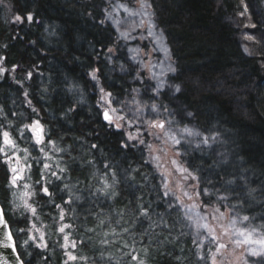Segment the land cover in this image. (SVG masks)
I'll return each mask as SVG.
<instances>
[{
    "label": "trees",
    "instance_id": "16d2710c",
    "mask_svg": "<svg viewBox=\"0 0 264 264\" xmlns=\"http://www.w3.org/2000/svg\"><path fill=\"white\" fill-rule=\"evenodd\" d=\"M245 4L248 12H244ZM28 13L33 14L31 24ZM17 14L25 18L24 24L14 22ZM149 24L162 40L154 42ZM248 34L252 39L244 42ZM161 45L169 49L167 54ZM109 47L112 53L107 52ZM129 48L137 51L130 53ZM0 58L4 69L0 147L2 132L8 131L19 149H6L8 155L32 164L15 190L9 183L8 165L3 163L5 156L0 154V205L23 264H216L232 250L242 251L245 264H264L249 255L250 249L261 246L238 244L235 234L243 229L253 240L264 239V0H0ZM161 61L178 69L164 77L180 85L177 99L169 100L167 87L159 98L152 96L156 84L152 76L160 73ZM93 68L100 69V85L118 98L113 107L122 111L113 121L121 124L119 130L95 116L102 109L97 107L99 89L88 76ZM137 71L143 83L133 79ZM153 102L163 118L171 121L164 130L143 122L146 117L159 118L151 112ZM187 111L194 116L187 117ZM120 115L125 119L117 120ZM34 119L45 127L42 147L50 160L43 158L27 130V141L20 136V129ZM185 126L202 135L216 134L207 154L193 151L200 138L183 134ZM129 134H137V139L128 141ZM171 135L181 139V145L174 146ZM49 139L54 144H48ZM140 139L145 143L140 144ZM122 141L128 142L127 149L121 148ZM93 143L96 149L91 148ZM25 148L30 152L26 160ZM178 149L182 155H177ZM185 159L197 175L207 176L213 165L215 181L223 184L233 179L227 187L235 194L225 193L227 201L218 202L212 194L197 199V181L185 179L187 174L172 163ZM45 162L52 171L66 169L58 172L59 181L48 177L53 181L51 198L39 193L36 183ZM105 162L117 176L115 184ZM200 168L203 173L196 172ZM165 178L172 208L164 202ZM176 178L182 179L176 185L181 187L179 192L173 182ZM102 180L113 185L109 193L115 195L101 197L105 201L101 206L95 197L89 198V192L102 188ZM124 180L134 187H126ZM25 183L28 190L23 188ZM205 186L213 188L205 181L201 191ZM33 190L37 194L28 203L37 209L39 219L23 207L25 191ZM50 199L52 204L45 203ZM65 199L73 203L64 204ZM54 204L65 210L64 221L59 220L60 210ZM217 207L219 212L213 210ZM144 208L148 217L140 216ZM245 215L248 221L242 220ZM30 221L38 231L31 229ZM62 223L71 225L65 233L58 231ZM29 235L35 239L28 240ZM41 235L46 247L38 248ZM66 253L76 259L69 260Z\"/></svg>",
    "mask_w": 264,
    "mask_h": 264
},
{
    "label": "snow or ice",
    "instance_id": "6c2138e0",
    "mask_svg": "<svg viewBox=\"0 0 264 264\" xmlns=\"http://www.w3.org/2000/svg\"><path fill=\"white\" fill-rule=\"evenodd\" d=\"M241 2L243 3L244 0H241ZM244 12H248V6L246 4H245ZM240 15L243 16L244 13H240ZM26 19H27V22L29 24H31L33 22V14L28 13ZM14 22H18L19 24H24L25 18L23 16L17 14L15 16ZM36 22L39 23V21H36ZM251 26L256 27V24L253 23ZM148 27H149V35L154 36V42H158V41L163 39L162 35L156 36L152 32V28L154 27L153 24H149ZM245 27H248V25L246 24ZM122 35L124 36V38L126 40L128 39V36L126 34H122ZM248 38L252 39V36L249 35ZM113 50L114 49L112 47H109L107 49V52L112 53ZM161 50L165 54H167L169 51V49L163 45H161ZM128 51L130 53H134L137 50L129 48ZM0 59H2V58H0ZM131 59L133 61H135V56H132ZM108 61H109V63H112V57H108ZM160 64H161L160 73L158 75L154 73L152 76V78L156 80L155 87H153L151 89L152 96L159 98L164 93L165 88L167 87L171 92V95L169 96V100L177 99L178 98L177 94H179L181 92L180 85L175 84L174 82H172L170 80H165L164 77L167 76L169 73L175 75L177 73L178 69L171 64L164 66L163 61H161ZM99 71H100L99 68H93L88 72V76L91 78L92 81L95 82V86L99 89V92H100V98H99V102L97 104V107L101 108L102 112L101 113H95V116H102L103 121L107 125L111 126L114 123L113 116L118 111H122V109H117V108L113 107L114 102L118 98L113 96V93L106 91L105 88L100 85V77H98V75H97V73ZM122 71H125L123 66H122ZM128 71L130 74V70H128ZM3 72H4V69L0 68V76L3 75ZM31 77H32V72H29L28 78L31 79ZM65 79H68V77L66 76ZM133 79L134 80H140L141 83L144 82L143 78L139 74V71H137V75L135 77H133ZM74 87H75V85H74ZM134 91L139 92V89H134ZM25 97L27 98V92H25ZM28 103L31 104V100H29ZM105 105H106V107H105ZM32 110L34 112L37 111L35 109V107H33ZM72 110L73 109H69V111H72ZM138 111H142V109L138 108ZM164 111L167 112L168 108L165 107ZM151 112L157 113V117H159V118L146 117L143 122L146 123L149 128H159L161 130H164L165 129V123H169V124L171 123V121H166L163 118L162 114L158 111V106H157L156 102H153L151 104ZM169 115H171V113H169ZM186 115H187V117L191 118L194 116V113L191 111H187ZM124 119H125V117L123 115H120L119 117H117V120H124ZM97 123H99V121H97ZM131 126L132 125L129 124V127H131ZM115 128H116V130H119L121 128V124L119 122H116ZM25 130H27V132L31 134V139L35 143V145L37 146L39 151L43 154V158L45 160H50L51 157L45 151V148L42 147V145L44 144V140H45L47 133H46L45 127L41 123V121L39 119H34V120H32L31 124H25L24 127L22 129H20L21 138H23L27 141L29 139V137L25 135ZM181 131L183 134H186L188 137H192V138L199 137L200 138L199 141L194 144L193 151L198 149L201 154H207L206 150L211 149L212 148V142L216 140V134H213L212 136H209L207 134L202 135L201 132L194 131L193 129H190L187 126H185ZM164 134L166 136L169 135V133L167 131H165ZM2 138H3V147H0V154H3L5 156L3 163H5L9 166V172L11 174V178H10L9 183L13 187H17L19 181L25 179L24 173L26 171L31 170L32 164H28V163L21 164V159L16 157L15 154H13L12 156L8 155V152L6 151V149H17V150H19L18 146L16 145L15 140L11 137V135L8 131L2 132ZM136 139H137V134H129L128 135V141H134ZM157 139H159V137H157ZM170 140L174 146H179L182 143V140L177 139V137L175 135H171ZM184 142L189 143V144L192 143V141H184ZM139 143L144 144L145 141L143 139H140ZM48 144L52 145V144H54V141L49 139ZM135 146L136 145H132V147H135ZM97 147H98V145L95 143H93L91 145L92 149H96ZM128 147H129V144L127 141L121 142V148L127 149ZM149 147H151V146L149 145ZM23 151L26 154L25 158H24L26 160L27 157L30 155V152H29V149H27V148L23 149ZM56 151L59 152V151H61V149L57 148ZM177 155L178 156L182 155V153L179 149L177 150ZM183 155L184 156L188 155L187 149L184 150ZM33 159H36V158L33 157ZM13 161H15V162L13 163ZM223 162L224 161H220V163H223ZM37 163L38 164L40 163L38 159H37ZM172 163L176 167V170L178 172L187 174L185 176V179L190 177L192 180L197 181V184L194 185V187L197 189V191L195 192V196L197 199L200 198L201 194H203L204 196H208V195L212 194V195H216L218 202L219 201H227L229 199V195H226L225 193L235 194L233 189L227 187V185L233 184V182H234L233 179L225 180L223 184H220L219 181H215V172H214V166L213 165H209L210 170H209L207 176H204V175L194 174V171L191 168V164L187 159H185L183 161V163H180V162L175 161V160ZM104 168L107 169L109 172H112V181H113V184H115L116 180H117V176H116L115 172L113 171L110 163L105 162ZM65 171H66V169L64 167L58 168L59 173H64ZM58 172L52 171V165L47 163V162H45L41 165L40 177H39V180L36 181V183L38 185H40L39 193H42V195L45 197L51 198L54 196V190H50V187H49L50 185L53 184V181L51 179H49L48 177L49 176L54 177L55 180L59 181L62 179V177L58 174ZM196 172L203 173L204 169L203 168L197 169ZM221 179H223V175H221ZM205 181L207 182V184H212L213 188L210 189L207 186H205V187H203V189L201 191V184H204ZM101 183H102L103 187L102 188H96L95 191H90L89 192V198L95 197L96 202L102 206L105 201L100 199V198L101 197H107L108 199H111V196H114L115 192L109 193V189L113 186L112 184H109L103 180L101 181ZM122 183H124L126 185V187H128V188L134 187L133 185L127 184L126 180L122 181ZM64 187L66 188L67 185H64ZM23 188L25 190H28L30 188V186H29V184L25 183V184H23ZM163 189L165 190L163 193L164 202L167 204L168 208L174 207L175 205H173L172 202L167 199L169 196L167 178H165L163 181ZM36 194H37V192L34 190L33 191H25L24 197L22 198V202H23V207L26 209V211H28L33 217H36L37 219H39V217L37 216V209L28 203V199L31 198L33 195H36ZM185 195H188V194L185 193ZM189 198H191V197H189ZM75 199L79 200L80 197H75ZM157 199H159L158 196H157ZM177 201H179V197H177ZM45 203L52 204L53 200L50 199L49 201H46ZM63 203L64 204H72L73 200L65 199V200H63ZM205 206L207 207L208 205L206 204ZM225 206H227V205H225ZM54 207L56 209L60 210L59 211V220L64 221L65 210L62 208L61 204H54ZM149 207H151V204H149ZM232 207L234 208L235 205H232ZM213 210L215 212L220 211V209L218 207L214 208ZM153 212H156V209H153ZM220 215H221V217H223L224 214L221 213ZM140 216L148 217L149 216L148 209L147 208L142 209ZM206 218L207 217H205V219ZM213 219H216V217L214 216ZM242 220L248 221L249 216H247V215L243 216ZM29 223H30L31 229L33 231H38V229H36V227H35V224L31 223V221ZM232 223L234 225L235 220H233ZM70 227H71L70 224L62 223L61 226L59 227L58 231L60 233H65V229H68ZM19 231L23 232V231H25V229L21 228V229H19ZM235 234L240 238L236 241L238 244L239 243H244V244L258 243L261 246L260 249H250L249 255L251 257H254V258H260L262 261H264V239H261L259 241L253 240L251 238V233L246 232L243 229H236ZM34 239L35 238L33 235L28 236V240H34ZM43 239H44L43 235H41L40 236L41 243L36 244V247H38V248L46 247V245L43 243ZM211 239L215 242L217 240V237L214 234H212ZM64 241H65L64 246L67 248V246L69 244V236L67 234L64 235ZM25 243H27V241H25ZM71 246L75 247L74 241L71 242ZM222 247H223L222 244L218 245V248H222ZM0 248L10 249L13 254L16 253V245H15V241L13 238L12 230L9 226L8 221L5 219V213H4L3 209H0ZM66 255H68L69 260H75L76 259V257L72 256L71 254L66 253ZM16 259L19 261L18 255H17ZM133 259H135V257H133Z\"/></svg>",
    "mask_w": 264,
    "mask_h": 264
},
{
    "label": "rangeland",
    "instance_id": "374dc122",
    "mask_svg": "<svg viewBox=\"0 0 264 264\" xmlns=\"http://www.w3.org/2000/svg\"><path fill=\"white\" fill-rule=\"evenodd\" d=\"M249 35V34H248ZM244 42L246 41H250V39L246 36L244 38ZM115 121L113 123L112 126L115 127ZM132 127V126H131ZM130 127V128H131ZM155 129H159V128H155ZM15 162V161H14ZM22 164V163H21ZM8 169H9V166H8ZM11 178V174L9 172V180ZM23 180L19 181L18 183V186L17 187H13L15 190H17L19 188V186L21 187V183H22ZM182 181V179L180 178H176V180L173 179V182H174V186H175V189L176 191H181V187L179 186H176L177 184H179L180 182ZM202 249L205 248V243L204 241L202 242V245H201ZM216 264H245V260H244V255L242 253V251H237V250H232V251H227V253H225L224 255L220 256L219 257V260L215 262Z\"/></svg>",
    "mask_w": 264,
    "mask_h": 264
},
{
    "label": "water",
    "instance_id": "95a60500",
    "mask_svg": "<svg viewBox=\"0 0 264 264\" xmlns=\"http://www.w3.org/2000/svg\"><path fill=\"white\" fill-rule=\"evenodd\" d=\"M0 209H2L0 205ZM18 253L13 254L10 249L0 248V264H23L19 257V261L16 259ZM19 256V255H18Z\"/></svg>",
    "mask_w": 264,
    "mask_h": 264
}]
</instances>
